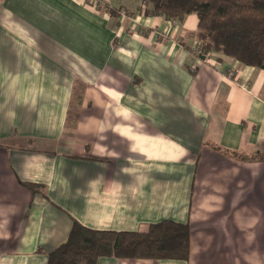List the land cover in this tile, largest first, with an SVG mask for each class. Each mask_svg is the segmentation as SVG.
Masks as SVG:
<instances>
[{
  "label": "crops",
  "instance_id": "obj_1",
  "mask_svg": "<svg viewBox=\"0 0 264 264\" xmlns=\"http://www.w3.org/2000/svg\"><path fill=\"white\" fill-rule=\"evenodd\" d=\"M94 1L0 0V264H47L74 220L164 219L187 261L97 264H264V69L202 58L196 14Z\"/></svg>",
  "mask_w": 264,
  "mask_h": 264
},
{
  "label": "trees",
  "instance_id": "obj_2",
  "mask_svg": "<svg viewBox=\"0 0 264 264\" xmlns=\"http://www.w3.org/2000/svg\"><path fill=\"white\" fill-rule=\"evenodd\" d=\"M143 7L147 15L172 21L182 22L196 14L199 20L193 36L202 58L219 53L264 69V0H143L140 10ZM102 8L112 17L122 9ZM30 185L35 189V184ZM190 233L188 222L172 219L136 231L98 230L74 220L67 240L48 253L47 264H97L105 256L187 261Z\"/></svg>",
  "mask_w": 264,
  "mask_h": 264
},
{
  "label": "built area",
  "instance_id": "obj_3",
  "mask_svg": "<svg viewBox=\"0 0 264 264\" xmlns=\"http://www.w3.org/2000/svg\"><path fill=\"white\" fill-rule=\"evenodd\" d=\"M142 13L145 14V8H144V7H143V9H142ZM173 22H174L175 25L177 24L176 21H173ZM193 47H194L195 51H196L198 54L201 53V46H200V44H199L198 41H197V43H196Z\"/></svg>",
  "mask_w": 264,
  "mask_h": 264
},
{
  "label": "rangeland",
  "instance_id": "obj_4",
  "mask_svg": "<svg viewBox=\"0 0 264 264\" xmlns=\"http://www.w3.org/2000/svg\"><path fill=\"white\" fill-rule=\"evenodd\" d=\"M95 1H97L98 3L97 4H99V1L98 0H95ZM108 6V5H107ZM108 7H110V6H108ZM110 8H118V7H114V6H112V7H110ZM141 12H142V10H141ZM122 16V15H121ZM128 17V15L126 14L125 15V17L124 18H127ZM122 18H123V16H122ZM125 20V19H124ZM172 21V20H171ZM177 22V24H178V22H180V21H176ZM174 23V22H173Z\"/></svg>",
  "mask_w": 264,
  "mask_h": 264
}]
</instances>
